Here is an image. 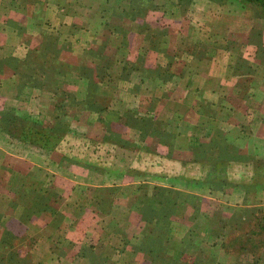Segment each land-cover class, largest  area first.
Returning a JSON list of instances; mask_svg holds the SVG:
<instances>
[{
  "label": "crops",
  "instance_id": "1",
  "mask_svg": "<svg viewBox=\"0 0 264 264\" xmlns=\"http://www.w3.org/2000/svg\"><path fill=\"white\" fill-rule=\"evenodd\" d=\"M135 7L126 0H0L2 107L23 115L29 112L32 117L43 118L46 125L53 124L73 107V117L79 121L78 126L86 131L89 124L83 120L85 112H91L96 119L93 128H111L109 126L114 125L115 119H123L128 128L133 123L131 116L140 120L148 118L149 124L158 133L161 132V142L171 143L173 151L175 148L181 150V145L185 144L190 148L189 143L194 142L192 138L200 135L210 138L214 134L220 138L216 143H223L225 137L234 134L238 136L235 139L238 145L244 139L241 136L246 133L253 142H264V114L260 115L264 112V42L254 41L252 33L257 31L254 23L240 27L221 18L222 21L213 23L209 35L200 36L193 44L188 41L191 45L185 51L188 42L181 44L178 41L181 30L171 21L166 29L157 19L142 26L141 23L133 24L137 19L129 17L120 20L116 17L119 14H138ZM154 12L149 11L150 15ZM153 28L155 31L151 33ZM191 33L188 30L185 34ZM133 75L138 77L133 79ZM149 79L155 80L156 88L146 87ZM120 80L121 85L117 84ZM229 112L231 115L227 116ZM219 127L223 128V134L221 131L219 135L214 133ZM226 130L228 133L224 135ZM130 133L127 136L129 141L148 142L140 131L135 138ZM94 134L98 135V142L110 145L107 154L111 158H123L126 153L133 155L131 147L124 145L126 138H113L110 130L103 134L94 130ZM162 144L157 143L159 158L167 156V146ZM194 145L193 149L197 143ZM257 149L254 147L250 153ZM143 153L148 155V151ZM11 155L15 160H25L0 145V178L5 177L7 181L0 182L5 185L2 189L5 192L13 190V183L21 185L26 176L32 178L38 171L37 168L21 169L13 163L5 166V160L11 159ZM27 161L30 162L29 159ZM61 169L51 172L66 180ZM81 181L79 178L73 182L70 190L86 185ZM113 183L115 181L108 182L113 190L124 191L133 187L132 182L116 183L120 187H115ZM93 186L101 187V184L93 183ZM159 186L166 187L164 184ZM153 196L155 192H148L146 197L142 195L145 200L148 198V203L155 199ZM9 200L3 206L11 205ZM35 202L15 203V207H21V210L10 221L13 228L21 224L22 217L29 224L28 231L30 228L39 231V234L36 231L29 234L34 239L28 253L33 256L32 264L52 258V254L56 253V241L63 238L78 243L70 250H64L67 255L60 256L68 264H86L85 260L93 264L88 257L91 254L101 256L106 264H148L139 258L143 255L141 252L158 255L161 260L186 257L188 262L183 261L186 263L182 264H207L205 261L197 263L196 252L188 251L190 245L184 251L181 247L184 239L177 238L174 232L158 243L154 253L145 246L147 250L141 245L136 247L134 237L139 235L141 224L145 221L139 219L135 210L129 211L127 204L123 202L124 206L121 205L119 200L118 205L113 198L104 202L107 211L104 218L112 221L110 231L103 229L99 223L102 218L93 217L90 207L84 209L71 204V211L74 212L71 217L78 220V229L83 230V241L69 232L65 219L61 220L56 231L52 228L57 227L49 221L37 222L26 216L25 208L33 207ZM150 219L147 222H154ZM94 229L99 230L95 238ZM85 240H91V246ZM37 243L43 246L36 247ZM79 248L81 252H78ZM251 254L244 257L242 252L235 260H220L216 264H264V249L255 253L257 257Z\"/></svg>",
  "mask_w": 264,
  "mask_h": 264
},
{
  "label": "rangeland",
  "instance_id": "2",
  "mask_svg": "<svg viewBox=\"0 0 264 264\" xmlns=\"http://www.w3.org/2000/svg\"><path fill=\"white\" fill-rule=\"evenodd\" d=\"M129 1L132 6L136 5L138 14L132 13L129 16L119 14L116 15L117 18L121 20L131 17L139 21H133L134 25L141 23L142 26L157 19L164 28L170 25L171 21L181 30L178 35L181 44L183 41H192L193 44L200 36L206 37L211 32L213 23L222 19H228L240 27L254 23L256 33L258 32L252 33L254 41L264 42V8L260 7L257 1L248 4L243 0H126V3ZM150 10L156 12L150 15ZM241 18L245 22H241ZM246 26L244 28L248 29ZM214 29L217 30L216 27ZM188 30L192 31L190 35L185 34ZM154 31V28L150 30L151 33ZM190 45L188 42L184 50L186 51ZM137 77L132 76L133 79ZM117 84L121 85L122 80ZM146 87L156 88L155 80L149 79ZM70 103L74 106L73 102ZM23 114L4 109L0 104V145L9 153L25 158L15 160L11 155V159L5 160V166L13 163L21 169H38L32 178L26 176L21 185L13 183V190L2 191L5 185L0 182V264H32L33 256L28 253L34 239L29 237V234L33 231L39 234V231L35 228L28 231L29 224H26L27 220L22 217L19 226L11 228L10 221L11 218L15 219V215L21 210V207L19 209L15 207V203L24 204L34 200L36 202L33 207L25 208L26 216L34 218L37 222L47 220L49 224L57 227L52 228L56 231L60 228L61 220L65 219L69 232H73V236L79 241L84 240L83 230L78 229V220L71 217V213H74L71 211V204L75 203L84 209L90 207L93 217H101L100 225L104 230L110 231L112 221L104 218L107 212L104 202L113 198L116 199V205L119 202L123 205L124 202L129 206V211L135 210L139 213V219L145 221L141 224L139 235L134 237L135 245L136 247L141 245L143 249H148L152 253L167 234L170 233L168 236H171V232H174L177 238L184 239V244L181 245L184 251L190 245L188 251L196 252L197 263L205 261L207 264H216L220 260H235L242 252L244 257L250 253L257 257L255 253L264 249V142L255 143L246 133L241 136L244 139L238 145L235 143L238 136L234 134L225 137L227 141L223 143H216L220 138L214 134L210 138L200 135L192 136L194 142L189 143L190 148L185 144L181 145V150L175 148L173 151L171 143L161 142V132L158 133L155 127L149 124L151 122L148 118L140 120L131 116L133 123L128 128L123 124V119H115L114 125L109 126L111 128L108 126L93 128L92 124L96 119L91 112H85L82 117L89 124L86 131L78 126L79 121L73 117L75 114L73 107L50 125H46L47 122L44 123L41 117L38 119L32 117L29 112ZM262 114L264 112H260V115ZM230 115L231 112L227 114ZM236 116L241 119L240 116ZM107 128L113 138L121 140L126 138L124 145L131 147L133 155L126 153V157L111 158L107 154L110 145L103 141L98 142L96 138L98 135L94 134V130L100 134L104 131L109 132ZM219 128H216L214 133L219 135L221 131L223 134V128ZM130 131L132 138L140 131L143 139L147 138L148 142L140 144L129 141L127 136ZM227 133L228 130L224 135ZM157 143H164L162 145L167 146L165 149L167 156L158 157L160 152L157 151ZM195 143L197 147L193 149ZM254 147L258 148V151L255 150L256 153L251 154L250 151ZM145 151H148L147 156L143 153ZM152 154H157V157L151 156ZM60 169L67 177L66 180L61 175L54 174ZM79 178L81 182H86V185H79L80 188L77 190L75 188L70 190L73 182ZM0 180L6 181L5 177H1ZM32 181L36 184L32 185ZM113 181L115 187H120L116 183L123 182H132L133 187L124 191L113 190L108 185V182ZM93 183L101 184V187L95 188ZM163 184L166 187L159 186ZM148 192L151 194L155 192L153 196L155 199L151 203H148V198L146 201L142 197L143 194L146 197ZM65 198L67 201H64ZM8 200L11 205L3 206ZM150 218L154 222H147ZM191 221L194 222L188 224ZM233 223L236 225L238 223V227H234ZM223 224L225 226L221 230ZM210 227H214V231ZM92 231L95 238L99 230ZM253 231V240L245 241L248 236L245 233L250 234ZM91 240L85 242H90L88 244L91 246ZM238 240H244L248 250H240V243L239 245L236 243ZM255 241L258 242L257 246H254ZM39 245L40 248L43 246L37 243L36 247ZM75 245L78 243L64 238L58 239L55 245L56 253L52 254V258L37 263L44 264L47 261L46 264H68L60 256L67 255L64 250H70ZM80 248L78 252H81ZM141 253L143 255H139V258L148 264L188 262L183 256L161 260L157 258L158 255ZM88 257L93 264H106L99 255L91 254ZM85 261L89 264V260Z\"/></svg>",
  "mask_w": 264,
  "mask_h": 264
},
{
  "label": "trees",
  "instance_id": "3",
  "mask_svg": "<svg viewBox=\"0 0 264 264\" xmlns=\"http://www.w3.org/2000/svg\"><path fill=\"white\" fill-rule=\"evenodd\" d=\"M243 1H245L246 3H248V4H252L253 2H258L259 4V6L260 7H262V8H264V0H243ZM134 6V5H133ZM136 6V5H135ZM234 224V227H238V223H237V225H236V223H233ZM224 226H225V224H223L222 226H221V230L224 228ZM210 229L212 230V231H214L213 229H214V227H210ZM207 230H208V228H207ZM252 233H254V231L253 232H251L250 234L248 233V232H246L245 233V235H248L246 238H245V241H247V240H249V241H252L253 240V238H252ZM227 234V233H226ZM222 235V234H221ZM225 235V234H224ZM254 235V234H253ZM212 236H214V233L212 232ZM240 237V236H239ZM236 239H237V237H236ZM236 239H233V241H235ZM254 240H256V239H254ZM245 241L244 240H238V242H236L237 244L238 243H240V250H243V249H245V250H248V246H246V244H244L245 243ZM257 244H258V242L257 241H255V244H254V246H257ZM225 247H227L226 246V244H225Z\"/></svg>",
  "mask_w": 264,
  "mask_h": 264
}]
</instances>
